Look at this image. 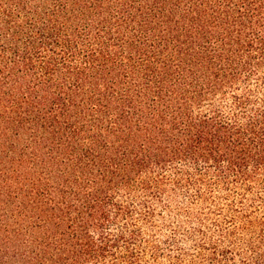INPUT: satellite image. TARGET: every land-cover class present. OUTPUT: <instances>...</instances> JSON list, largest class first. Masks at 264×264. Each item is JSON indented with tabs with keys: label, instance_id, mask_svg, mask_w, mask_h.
<instances>
[{
	"label": "trees",
	"instance_id": "obj_1",
	"mask_svg": "<svg viewBox=\"0 0 264 264\" xmlns=\"http://www.w3.org/2000/svg\"><path fill=\"white\" fill-rule=\"evenodd\" d=\"M232 188L264 193V0H0V264H180L178 200Z\"/></svg>",
	"mask_w": 264,
	"mask_h": 264
},
{
	"label": "rangeland",
	"instance_id": "obj_2",
	"mask_svg": "<svg viewBox=\"0 0 264 264\" xmlns=\"http://www.w3.org/2000/svg\"><path fill=\"white\" fill-rule=\"evenodd\" d=\"M258 196L247 198L232 188L212 194L204 204L179 199L200 220L181 228L175 220L169 222L168 234L176 232L185 253L180 264H264V225L250 229L244 224L264 217V193Z\"/></svg>",
	"mask_w": 264,
	"mask_h": 264
}]
</instances>
